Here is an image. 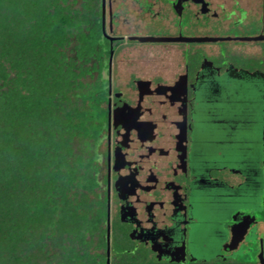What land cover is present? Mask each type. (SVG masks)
<instances>
[{
	"label": "flooded vegetation",
	"instance_id": "obj_1",
	"mask_svg": "<svg viewBox=\"0 0 264 264\" xmlns=\"http://www.w3.org/2000/svg\"><path fill=\"white\" fill-rule=\"evenodd\" d=\"M103 1L102 264H264V0Z\"/></svg>",
	"mask_w": 264,
	"mask_h": 264
},
{
	"label": "trees",
	"instance_id": "obj_2",
	"mask_svg": "<svg viewBox=\"0 0 264 264\" xmlns=\"http://www.w3.org/2000/svg\"><path fill=\"white\" fill-rule=\"evenodd\" d=\"M100 0H0V264H102Z\"/></svg>",
	"mask_w": 264,
	"mask_h": 264
},
{
	"label": "water",
	"instance_id": "obj_3",
	"mask_svg": "<svg viewBox=\"0 0 264 264\" xmlns=\"http://www.w3.org/2000/svg\"><path fill=\"white\" fill-rule=\"evenodd\" d=\"M104 8V1L102 0V10ZM141 41H162V40H187V41H202V40H213L211 38H185V37H179V38H168V37H141L139 38Z\"/></svg>",
	"mask_w": 264,
	"mask_h": 264
}]
</instances>
